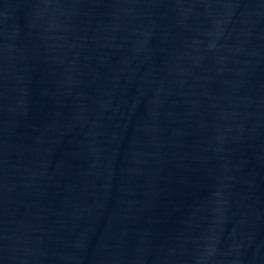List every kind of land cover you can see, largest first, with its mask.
<instances>
[{
  "label": "water",
  "instance_id": "95a60500",
  "mask_svg": "<svg viewBox=\"0 0 264 264\" xmlns=\"http://www.w3.org/2000/svg\"><path fill=\"white\" fill-rule=\"evenodd\" d=\"M0 264H264V0H0Z\"/></svg>",
  "mask_w": 264,
  "mask_h": 264
}]
</instances>
